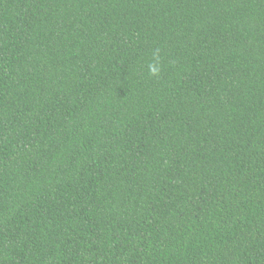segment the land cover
Masks as SVG:
<instances>
[{
  "label": "trees",
  "instance_id": "1",
  "mask_svg": "<svg viewBox=\"0 0 264 264\" xmlns=\"http://www.w3.org/2000/svg\"><path fill=\"white\" fill-rule=\"evenodd\" d=\"M0 264H264V0H0Z\"/></svg>",
  "mask_w": 264,
  "mask_h": 264
},
{
  "label": "clouds",
  "instance_id": "2",
  "mask_svg": "<svg viewBox=\"0 0 264 264\" xmlns=\"http://www.w3.org/2000/svg\"><path fill=\"white\" fill-rule=\"evenodd\" d=\"M158 68L156 66H151L150 65V71L153 73V74H156L158 72Z\"/></svg>",
  "mask_w": 264,
  "mask_h": 264
}]
</instances>
